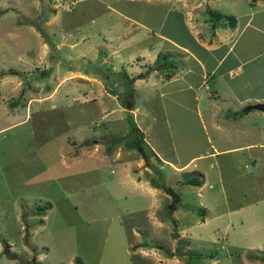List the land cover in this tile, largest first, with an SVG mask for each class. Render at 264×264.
<instances>
[{
  "label": "rangeland",
  "instance_id": "rangeland-1",
  "mask_svg": "<svg viewBox=\"0 0 264 264\" xmlns=\"http://www.w3.org/2000/svg\"><path fill=\"white\" fill-rule=\"evenodd\" d=\"M162 1L0 0V264H264V147L256 153L255 184L230 152L216 156L220 185L210 173L201 191L209 203L225 199L230 205L255 191L256 203L244 213H202L193 199L197 189L185 182L171 187L177 192L172 203L156 183L163 168L143 137L155 167L144 158L142 164L152 169L149 185L157 188L136 198L117 175L125 148L138 153L129 145L138 137L128 132L131 113L121 101L134 75L125 72L124 60L114 70V57L96 48L95 29L106 32V19L94 27L91 18L110 4L127 24L136 17L153 20ZM134 94L127 97L133 103ZM183 124L175 119L169 128H176L181 157L205 144L195 120L192 137H175ZM194 163L207 166L204 158ZM185 189L192 209L184 215L176 208L183 209L178 192ZM126 190L129 197H123ZM131 203L140 208L123 213ZM2 238L16 256H8Z\"/></svg>",
  "mask_w": 264,
  "mask_h": 264
},
{
  "label": "crops",
  "instance_id": "crops-1",
  "mask_svg": "<svg viewBox=\"0 0 264 264\" xmlns=\"http://www.w3.org/2000/svg\"><path fill=\"white\" fill-rule=\"evenodd\" d=\"M161 5V14L153 13V20L141 21L136 17L133 22H128L129 26L120 10H113L106 4L91 18L94 27L98 20L106 19L103 23L106 32L95 29V46L105 48L104 57H114V70L124 60L125 72L134 75L131 87L133 94L138 91L137 102L133 103L132 99V108L126 110L131 113L146 145L158 157L156 162L163 168L164 183L178 188L189 176L199 178L198 184L189 186L197 189L193 199L195 207L199 205L202 213L214 211L216 216L244 213L246 208L255 205V191L251 197H237L231 205L225 199L209 203L201 191L210 173L212 176L217 173L216 182L220 185L216 156L230 152H236L235 160L247 167L245 178L247 176L256 183V153L258 147H264V110H245L243 107L248 103L264 102V0H166ZM210 11L227 17H216ZM112 15L117 19H112ZM149 22L157 23L156 29L148 26ZM140 72L144 75L135 76ZM97 84L101 85L100 82ZM95 89L91 90L93 96L98 91ZM123 106L121 104V109ZM175 119L184 122L183 132L175 134L177 138L181 133L192 137L190 124L195 120L205 139L203 150L182 157L178 154L181 149L175 146L172 137L176 128L169 130ZM127 130L125 127L123 133ZM259 136L261 140H258ZM72 141L75 143L74 139ZM113 151V154L109 153L115 158L117 150ZM124 151L127 157L120 162L123 166L117 175L130 194L134 193L138 198L139 192L152 189L154 185L149 183L154 174L150 173V167L142 164L139 153H130L135 152L133 148L126 147ZM196 158L206 159L207 166H198L205 165V161L196 164ZM247 190L251 192V186ZM187 191L178 192L183 209H176L182 210L184 215L192 209ZM125 192L123 197H129L127 190ZM243 197L245 201L240 200ZM132 200L138 201L133 198L129 201ZM138 206L128 204L123 213L135 212L140 208ZM1 241L8 245L6 251L14 252L9 242L3 238ZM8 256L14 257L16 253ZM22 264L30 263L25 260Z\"/></svg>",
  "mask_w": 264,
  "mask_h": 264
},
{
  "label": "trees",
  "instance_id": "trees-1",
  "mask_svg": "<svg viewBox=\"0 0 264 264\" xmlns=\"http://www.w3.org/2000/svg\"><path fill=\"white\" fill-rule=\"evenodd\" d=\"M212 15L216 16V17H227L226 15H222L221 13L219 12H214V11H210ZM148 68V67H147ZM144 75V72H140V73H137V77H141ZM133 77H130L129 79H127V82H125L126 86L125 88L123 89L122 91V95H121V101H122V104L125 105V107L127 108H131V100H129V98H131V92H132V87H131V84H129L131 81H132ZM127 97H129L127 99ZM131 131H135L134 132V135L132 136H137L138 137V140L137 141H130V146H133L136 148L137 152L140 154V156L142 158H144V162L145 164L147 165H150V166H153L155 167V165L153 164V162L150 161L148 157V150L145 149V146L143 144V139H142V133L141 131L136 127L131 115L129 117V130L128 132ZM154 154V153H153ZM155 158L157 159L158 157L154 154ZM159 170V169H158ZM160 172V171H158ZM161 173V172H160ZM185 183H191V184H198L199 183V178H195L193 176H189L187 177L186 179H184ZM157 184L160 185L161 187H163V189L168 192L171 196H173L171 198V202L174 203L173 201L177 202L176 198H175V195H177V192L174 191L168 184H165L164 183V180H163V176L162 174H159L158 178H157ZM171 205V204H170ZM45 204H43L42 208H45ZM48 206V205H47ZM38 207V206H37ZM39 208V207H38ZM168 213V209L165 210ZM6 248H8V245L6 244L5 245ZM195 253L196 255H198L199 253L198 252H193ZM209 257L212 255L211 253H206Z\"/></svg>",
  "mask_w": 264,
  "mask_h": 264
},
{
  "label": "water",
  "instance_id": "water-1",
  "mask_svg": "<svg viewBox=\"0 0 264 264\" xmlns=\"http://www.w3.org/2000/svg\"><path fill=\"white\" fill-rule=\"evenodd\" d=\"M250 108H258L260 110H264V102H254V103H248L244 105L243 109H250Z\"/></svg>",
  "mask_w": 264,
  "mask_h": 264
}]
</instances>
